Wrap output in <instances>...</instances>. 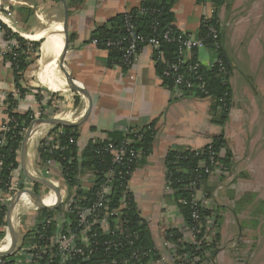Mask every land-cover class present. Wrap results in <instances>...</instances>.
Listing matches in <instances>:
<instances>
[{
    "label": "crops",
    "instance_id": "obj_1",
    "mask_svg": "<svg viewBox=\"0 0 264 264\" xmlns=\"http://www.w3.org/2000/svg\"><path fill=\"white\" fill-rule=\"evenodd\" d=\"M65 1L68 6L67 45L62 57L53 59L58 61L59 66L56 74L54 71V77L64 85L59 88L63 89L68 86L69 73L73 80L80 82L86 88L88 98L78 88L69 89L68 94L49 90L46 84L48 59L45 61L43 54L39 60L40 69L37 72L42 88L35 86L31 78L36 63L34 61L20 80L22 86L28 88V92L19 101L21 105L19 111L26 113L42 110L43 118L46 119L55 117L63 120H77L85 115L90 101L88 118L74 126L78 128V144L81 148H85L89 142L105 140L111 133L126 134L127 129L138 130L150 124L154 125L156 136L152 152L142 158L135 167L130 180V191L140 217L146 222L151 232L154 246L163 256L168 257L169 250L163 245L166 231L173 228L183 231L186 224L174 201L173 191H168L166 188L168 184L167 154L171 150L203 148L222 133L230 142L235 132L233 125L235 116L232 117L233 113H230L228 120L222 126L214 121L220 113L212 112L215 103L211 97H198L195 93L176 97L174 87L166 84L158 71L154 48L143 47L137 54L134 64L127 67L123 63L111 64L108 50L92 44V35L98 28L108 25L114 17L122 13L139 8L144 0ZM171 4L172 26L178 32L202 37V31L207 26L208 19H213L215 14L219 19L221 31L227 25L225 8L218 7L215 0H172ZM7 11H12L14 14L10 19L16 27L14 32L30 41L40 42V45H47V48L49 37L54 36L57 29H63L65 21V5L62 0H0V13L5 14ZM4 34V30L0 28V134L7 116L3 107L5 96L13 93L16 99L19 97L15 70L6 58L9 43ZM225 55L227 56L226 51ZM214 56L215 53L209 46L202 50L186 52L185 59L207 63L213 60ZM43 70H45L46 82ZM230 84L234 88L232 74ZM39 89H41V100H38L35 95ZM54 127L56 125L48 123L36 126L28 140L26 168L38 176L48 172L47 179L55 183L60 189L62 198H66L73 193L74 184L66 181L60 172L58 162H54L51 166L43 162L39 151L43 137L52 132ZM223 155L224 152L220 154V156ZM219 165L220 169L216 174L208 178L202 186L203 191L207 193L202 200L204 208L207 209L213 208V204L217 205L214 202L216 189L213 191V186L221 180V170L224 169L221 164ZM92 172L84 171L81 175L85 177ZM12 178L19 184L22 191L32 190L38 193V187L41 186L50 192L46 196H56L52 189L35 183L26 175L22 167L21 155L20 165L12 172ZM77 185L81 187L80 192H87L93 188L87 181H78ZM54 210L56 209L49 210L37 205L35 198L31 195L21 199L12 214L13 222L19 232L18 240L15 245L8 247L9 244L2 249L3 252L11 254L31 243L30 235L37 230L44 215ZM236 218L237 216L234 222ZM230 227V221L222 225L221 242L226 243L230 239L226 236ZM2 230L4 237L0 240V245L8 236L12 237L8 223L2 227ZM183 233L184 241H192L187 232ZM23 262L24 258L20 257V263ZM213 264H235V260L227 253H218L214 257Z\"/></svg>",
    "mask_w": 264,
    "mask_h": 264
},
{
    "label": "built area",
    "instance_id": "obj_2",
    "mask_svg": "<svg viewBox=\"0 0 264 264\" xmlns=\"http://www.w3.org/2000/svg\"><path fill=\"white\" fill-rule=\"evenodd\" d=\"M13 16L12 11H7L5 14L0 13V21L12 31H15L16 27L10 20ZM212 20L210 18L207 22L211 43L205 38L178 32L172 26L167 27L163 38L180 44L176 60H165L162 58L160 55V40L154 37L144 38L139 34L132 22L131 15L126 18V35L119 39H109L104 43V49L120 48L123 54V64L131 67L139 53L140 44L144 43L158 52V61L163 64L162 77L165 79L169 78L172 81L176 97H184L190 93L196 94L197 91H205L200 67L217 69L218 72L225 76L230 75V68L226 60L218 52L222 47L220 22L212 23ZM91 42L97 47L100 46L97 39H92ZM8 43V52H13L20 48L18 41L14 38L8 40ZM209 46L212 47L215 53L213 60L207 63L197 60L186 61V52L202 50ZM17 91L19 94L18 89ZM12 95L16 98L15 94L12 93ZM8 97L9 95L4 98L3 107L7 116L0 134V145L5 142L3 134L10 130L8 124L12 121L8 113L10 105ZM17 99L20 101V94ZM19 106L21 105L18 102L17 107L13 111L21 113ZM43 113L42 110L33 112V121L43 118ZM27 130L28 128L23 127L22 132L24 135ZM139 132L140 129L126 130V134L133 136H138ZM61 133V131L50 132L43 137V145L48 148L50 153L62 147L59 140ZM134 140L131 137H126L120 144H115L108 138L102 140L107 142L98 153L101 157L104 155H109L110 157V164L103 172V181H98L95 172L89 173L85 177L81 173L75 176L77 182H90L92 187H96L95 192L91 195H88V191L86 193L80 192L81 187L79 188L76 182L73 186V193L66 198H62L60 205L56 208L58 215H55L54 211L45 214L37 230L30 235L32 242L14 253L8 255L0 254V264H91L95 257L99 259L95 264H174L176 259H180L182 264H198L200 261L199 257H193L188 254L178 256L176 247L168 240L163 243L169 250L168 257L163 256L156 247H133L139 238V232L132 227L131 223L124 217V214L134 203V197L130 191V180L135 169L134 165L141 156L140 152L132 146ZM69 142L72 144L77 143L79 152L84 149L80 147L78 140L76 141L74 138H71ZM209 149L207 159L202 160L200 164L203 171L198 173L196 178L189 184V188L192 190V219L195 225L191 228L185 227L183 229V232L185 231L189 234L192 242H204L205 244L210 240V237L212 238L208 227H211L212 223L206 218L207 223L204 228L200 214V207L203 206L202 200L205 197V192L202 189V177L206 175L210 178L220 169V165L216 160L217 153L211 150V147ZM54 162L56 161L51 158L47 161V164L51 166L54 165ZM59 169L64 176L65 170L61 165ZM47 173L43 172L41 176L48 178ZM70 180L66 179L68 183L72 184ZM115 188L121 191L119 198L115 197ZM166 188L168 191H173L169 183ZM20 191L22 190L19 184L11 177L7 183L6 192L0 194V216L4 213L5 208L8 207L13 197ZM46 197L43 196V198ZM201 230L206 233L200 241L196 234L200 233ZM128 246H130L129 251L127 253L122 252ZM20 257L24 258L23 263H20Z\"/></svg>",
    "mask_w": 264,
    "mask_h": 264
},
{
    "label": "trees",
    "instance_id": "obj_3",
    "mask_svg": "<svg viewBox=\"0 0 264 264\" xmlns=\"http://www.w3.org/2000/svg\"><path fill=\"white\" fill-rule=\"evenodd\" d=\"M217 6H222L225 0H215ZM172 0H144L139 8L130 10L128 13H122L114 17L108 25L98 28L92 35V39H97L99 41V48L104 49L106 43L109 39H119L126 35V18L131 15L132 22L136 27V31L141 34L144 38H157L160 40V55L165 60H176L178 57V49L180 44L178 42L168 41L163 38L167 27L172 26L173 13H172ZM217 13V11L215 12ZM219 22L217 15L212 20V23ZM173 27V26H172ZM0 28L5 31V37L10 39H16L20 45L19 49L13 52H8L6 58L12 63L15 70L16 87L19 90L20 97H24L28 92V88H24L20 83V80L24 76V72L28 67L35 61V57L40 42L30 41L18 33L12 31L6 25L0 21ZM221 30V27H220ZM202 38H205L209 43H211V38L208 35L207 26L203 28ZM223 37V32L221 31V38ZM146 44L141 43L139 47L140 50L145 47ZM218 52L224 57L229 68L230 75L225 76L224 74L218 72L217 69H209L207 67H200V73L203 77V82L205 84V91H197L196 95L198 97H211L214 100V106L212 112L219 111V117L214 118L216 123L224 125L228 119L230 108L232 106V87L229 82L231 76V64L229 59L225 55L223 46L218 50ZM109 61L111 64L123 63V54L120 48L112 47L108 50ZM158 52L155 51V61L157 62V68L159 73L163 72V64L158 61ZM165 79V78H164ZM165 83L170 86L173 85L169 78L165 79ZM31 91V90H30ZM38 100H41V89L35 94ZM8 101L10 103L8 107L9 116L12 121L9 122L10 130L5 134V142L0 145V192L5 193L7 190V183L12 177V172L20 165V153L22 148V141L24 134L22 132L23 127L28 128L33 122L32 111L26 113H19L13 111L17 107L19 100L14 98L12 94H9ZM61 131L59 135V140L61 141L62 147L50 153L48 148L43 145V140L40 144V155L43 162H47L49 159L53 158L58 162L64 171V178L71 179L72 184H76L75 176L84 171L95 172L98 181H103V172L106 167L110 164L109 155H104L101 157L98 151L106 144L107 141H96L89 142L86 147L79 152V147L77 143H70L69 140L74 138L76 141L79 138V132L77 127L73 126H56L53 128L52 132ZM156 136V129L154 125L150 124L140 129L138 136H133L130 134L121 133H111L110 139L115 144H120L126 137H131L134 140L132 146L140 152L141 157L135 163L134 168L142 161V158L147 157L153 148V142ZM211 150L217 153L216 160L219 164L228 162L227 152L224 156H220L223 153L224 148H226V139L224 133L214 137L210 144L198 149H186L183 151L171 150L166 157V173L167 182L171 185L173 189V197L176 205L178 206L182 217L184 218L186 227H192L195 225L192 219V190L189 188V184L196 178L198 173H201L203 168L200 167L201 161L206 160L208 153ZM209 177L203 175L202 184L207 181ZM96 187H93L88 191V195L95 192ZM115 197L119 198L121 196L120 190L115 188ZM86 193V192H83ZM7 208H5L4 213L0 216V240L4 237V232L2 227L6 225L5 213ZM209 211V210H208ZM206 208L200 207V214L204 224L206 225V215L209 214ZM211 214V212H210ZM124 217L131 223L132 227L138 230L139 238L136 240L133 247L136 248H154V242L152 239L151 232L147 228L146 222L140 217L139 212L136 208L135 202L131 205V208L125 211ZM205 231L201 230L197 233V238L201 241L203 238V233ZM217 240L219 239V234L217 233ZM166 239L171 242L177 250V255L188 254L191 256H196L200 258L198 264L202 263L208 258V253L211 251V246H207L204 242H187L184 241V233L178 228L169 229L165 233ZM217 246V243L212 245ZM130 249H124L122 252L127 253ZM214 251V250H213ZM214 253V252H213ZM98 257L93 258L91 264L98 262ZM174 264H182L180 259H176Z\"/></svg>",
    "mask_w": 264,
    "mask_h": 264
},
{
    "label": "rangeland",
    "instance_id": "obj_4",
    "mask_svg": "<svg viewBox=\"0 0 264 264\" xmlns=\"http://www.w3.org/2000/svg\"><path fill=\"white\" fill-rule=\"evenodd\" d=\"M224 2L227 25L221 43L232 68L230 113L235 116V132L230 142L226 140L223 152H229L228 162L226 166L221 163V180L213 186L217 205L206 208L211 212L206 218L212 223L208 226L212 238L206 245L212 248L207 252L209 259L200 264H213L218 253H227L235 264H264V0ZM46 46L40 45L33 55L36 63L30 77L35 86H42L37 78L41 55L45 61L52 55ZM58 69L57 63L55 74ZM62 92L68 94V87ZM38 193L46 196L50 192L39 186ZM227 221L231 222L226 234L230 239L223 243L221 230Z\"/></svg>",
    "mask_w": 264,
    "mask_h": 264
},
{
    "label": "water",
    "instance_id": "obj_5",
    "mask_svg": "<svg viewBox=\"0 0 264 264\" xmlns=\"http://www.w3.org/2000/svg\"><path fill=\"white\" fill-rule=\"evenodd\" d=\"M62 1L64 2V5H65V21H64V24L62 26L63 27V35H64V45H63V48L60 52L53 54L52 60L57 58L58 56L62 57L64 50L66 49V45H67L68 6H67L65 0H62ZM74 88L80 89V91L84 94V96H86L88 98V92H87L86 88L80 82L73 80L72 77L70 76V74L68 73V89H74ZM90 108H91V105H90V101H89V106L87 108L85 115L82 116L81 118L77 119V120H63V119H58L55 117L47 118V119L46 118H39V119H36L35 121H33L31 123V125L28 127V130L25 133L23 141H22V148H21V154H20L22 167H23L26 175L31 180H33L35 183L40 184V185H44L47 188L52 189L55 192L56 199L52 204H46L44 202L43 196L37 192H34L32 190H24V191L18 192V194L13 197V199L10 201V203L8 204V207H7L6 221L8 223L9 229L11 230V234H12L10 245L8 247L15 245V243L18 240L19 232H18V228L16 227V225L13 222L12 214H13V210H14L15 206L21 200V198L24 194H26L28 196L31 195L32 197L35 198L37 205H39L43 208L49 209V210L56 209L60 205L61 199H62L60 189L58 188V186L55 183H53L52 181H50L49 179H47L45 177L38 176V175H35V174L29 172L26 168V155H27L28 140L32 136L36 126L41 124V123H48V124H52V125H56V126L62 125V126H73L74 127L76 125L81 124L82 122H84L88 118L89 113H90ZM0 194H2V193L0 192ZM9 253L10 252H3L2 247L0 245V254L8 255Z\"/></svg>",
    "mask_w": 264,
    "mask_h": 264
},
{
    "label": "bare ground",
    "instance_id": "obj_6",
    "mask_svg": "<svg viewBox=\"0 0 264 264\" xmlns=\"http://www.w3.org/2000/svg\"><path fill=\"white\" fill-rule=\"evenodd\" d=\"M62 30L63 29L60 30V28L57 29L56 34L54 36L49 37L48 48H49V52L52 54L53 52L55 53L60 52L63 48L64 35L62 34ZM52 56L53 55H51V57L48 59V63H47V70H48L47 83H46L47 87L51 91H64L68 86H65L63 89H59L62 88L64 85L60 81H58L56 77H54V71L58 61L52 60ZM45 76H44V81L46 82ZM25 197L28 198V195L24 194L21 199ZM55 199L56 197L54 196L53 197L47 196L46 198H44V202L46 204H52L55 201ZM10 241H11V236H8L7 239L1 245L2 249L8 246L10 244Z\"/></svg>",
    "mask_w": 264,
    "mask_h": 264
}]
</instances>
